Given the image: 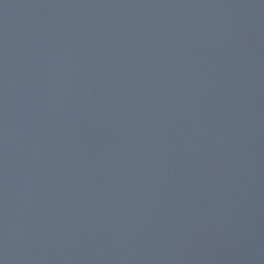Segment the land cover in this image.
<instances>
[{
	"label": "water",
	"instance_id": "95a60500",
	"mask_svg": "<svg viewBox=\"0 0 264 264\" xmlns=\"http://www.w3.org/2000/svg\"><path fill=\"white\" fill-rule=\"evenodd\" d=\"M0 264H264V0H0Z\"/></svg>",
	"mask_w": 264,
	"mask_h": 264
}]
</instances>
